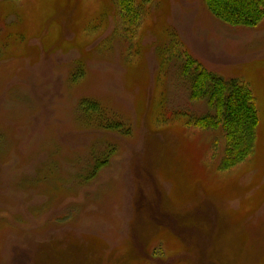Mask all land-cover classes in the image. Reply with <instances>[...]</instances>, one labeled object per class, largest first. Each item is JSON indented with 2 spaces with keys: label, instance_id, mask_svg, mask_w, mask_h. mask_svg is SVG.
Returning <instances> with one entry per match:
<instances>
[{
  "label": "rangeland",
  "instance_id": "374dc122",
  "mask_svg": "<svg viewBox=\"0 0 264 264\" xmlns=\"http://www.w3.org/2000/svg\"><path fill=\"white\" fill-rule=\"evenodd\" d=\"M135 7L0 0V264H264V18ZM172 40L256 98L254 154L229 170L191 119L206 103L163 64Z\"/></svg>",
  "mask_w": 264,
  "mask_h": 264
},
{
  "label": "trees",
  "instance_id": "16d2710c",
  "mask_svg": "<svg viewBox=\"0 0 264 264\" xmlns=\"http://www.w3.org/2000/svg\"><path fill=\"white\" fill-rule=\"evenodd\" d=\"M125 10H133L136 0H119ZM209 9L219 18L234 25L256 26L264 18V0H206ZM137 6L135 7V10ZM133 12V11H132ZM132 12L126 14L128 20L133 18ZM165 60L178 59L181 63L182 75L191 80V99L206 103L207 110L201 116L192 117V121L200 128L217 130L221 133V141L217 138L214 147L222 150L219 169L226 171L244 162L254 154L257 141V129L260 122L256 98L252 89L239 79H226L198 64L193 55L179 47L172 40L165 50ZM88 113L101 117L99 126L111 129H124V123L118 122L110 126L103 125L108 117L102 116L94 104H86ZM224 141V145L223 144ZM99 161L93 169L100 166Z\"/></svg>",
  "mask_w": 264,
  "mask_h": 264
}]
</instances>
